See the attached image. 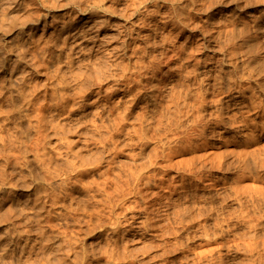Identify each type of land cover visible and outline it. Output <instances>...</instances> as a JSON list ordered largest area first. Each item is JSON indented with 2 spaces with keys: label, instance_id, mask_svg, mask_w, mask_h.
Returning <instances> with one entry per match:
<instances>
[{
  "label": "clouds",
  "instance_id": "clouds-1",
  "mask_svg": "<svg viewBox=\"0 0 264 264\" xmlns=\"http://www.w3.org/2000/svg\"><path fill=\"white\" fill-rule=\"evenodd\" d=\"M0 264H264V0H0Z\"/></svg>",
  "mask_w": 264,
  "mask_h": 264
},
{
  "label": "rangeland",
  "instance_id": "rangeland-1",
  "mask_svg": "<svg viewBox=\"0 0 264 264\" xmlns=\"http://www.w3.org/2000/svg\"><path fill=\"white\" fill-rule=\"evenodd\" d=\"M171 63H173V64H174V63H175V61H172Z\"/></svg>",
  "mask_w": 264,
  "mask_h": 264
}]
</instances>
